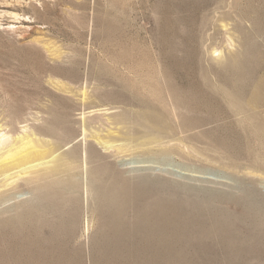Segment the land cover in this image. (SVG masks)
I'll use <instances>...</instances> for the list:
<instances>
[{"label":"rangeland","instance_id":"obj_1","mask_svg":"<svg viewBox=\"0 0 264 264\" xmlns=\"http://www.w3.org/2000/svg\"><path fill=\"white\" fill-rule=\"evenodd\" d=\"M0 135L93 140L89 201L0 196V264H264V0H0Z\"/></svg>","mask_w":264,"mask_h":264},{"label":"bare ground","instance_id":"obj_2","mask_svg":"<svg viewBox=\"0 0 264 264\" xmlns=\"http://www.w3.org/2000/svg\"><path fill=\"white\" fill-rule=\"evenodd\" d=\"M93 108V107H92ZM107 108V107H106ZM85 108L82 113V123H86L87 119L94 113L96 114L97 112H94L95 109H89L88 111ZM100 110V109H99ZM111 110V109H109ZM107 112H110V111ZM97 111V110H96ZM104 111V110H102ZM42 113V112H41ZM94 116V115H93ZM36 117V116H35ZM39 118V117H38ZM28 119V118H27ZM41 119V118H40ZM26 120V119H25ZM30 121V120H29ZM36 121V120H34ZM20 122V121H19ZM89 122V121H88ZM81 123V124H82ZM80 124V125H81ZM29 125V124H28ZM88 125V124H87ZM27 127V126H26ZM25 127V128H26ZM2 128V127H1ZM20 128V127H19ZM38 128V126L36 127ZM35 128V129H36ZM93 128V127H92ZM91 128V129H92ZM24 129V126H23ZM27 129V128H26ZM29 129V128H28ZM34 129V128H33ZM89 129V128H88ZM14 130V129H13ZM83 130H86L83 129ZM18 131V130H16ZM9 132V131H8ZM87 132V130H86ZM92 132V131H91ZM85 133V132H84ZM90 133V132H89ZM5 134V133H4ZM27 134V133H26ZM87 134V133H86ZM95 134V133H94ZM6 135V134H5ZM84 135V134H83ZM93 136V134H90ZM3 136V135H0ZM82 136V135H81ZM97 136V135H96ZM30 138V137H29ZM33 138V137H32ZM44 138V137H43ZM82 143L80 144L83 146V153H82V160L79 163H77L76 160H71L70 163L67 158V153L68 151H59L53 150L51 151L50 154H47L43 147L44 140L43 139H37L33 138L30 139L29 142H22L21 144L18 143L17 138L16 141L13 143H10L7 146V149L5 151H0V176H3V178L0 180V196L4 195V198L8 200H12L11 198L16 195V197H23L26 193H32L33 196H31V199L33 200L37 192H39L38 184L32 187V191H24L20 192L18 194L13 193L14 190L18 189L20 187V184L22 182H25L27 184H34L38 180L42 179L43 177H54L56 182H58V175L60 172L64 171L65 169H71V168H76V166H82L84 169L83 173V179H84V188L86 190V199L89 201L90 197L92 196L93 193V179L91 178L92 176L89 175L91 171H93L92 165L90 166L91 168H88V161L89 158L92 157L89 154V147L91 146V143H93V140L87 139V136L82 137ZM2 139V138H1ZM4 139V138H3ZM24 139V138H23ZM92 139V138H91ZM96 140H98L96 138ZM100 140V139H99ZM46 141V140H45ZM154 141V140H153ZM157 142V141H156ZM4 143L5 140H4ZM3 143V144H4ZM46 143V142H45ZM99 143V142H98ZM105 143V142H104ZM133 143V142H132ZM140 143V141H139ZM124 144V143H123ZM135 144V143H134ZM151 144V143H150ZM153 144V142H152ZM160 144V143H159ZM55 145V144H54ZM93 145V144H92ZM101 145V144H100ZM115 145V144H114ZM47 146V145H45ZM51 146V145H50ZM103 146V145H102ZM112 146V145H111ZM117 146V145H116ZM119 146V145H118ZM124 146V145H123ZM127 146V145H125ZM39 147V148H38ZM55 147V146H54ZM104 147V146H103ZM121 147V146H119ZM129 147V145H128ZM139 147V145H138ZM6 148V147H5ZM67 148V147H66ZM106 149L110 148L109 144L105 146ZM115 147L114 149H116ZM122 148V147H121ZM119 148V149H121ZM80 149V148H79ZM111 149V148H110ZM69 150V149H68ZM109 150V149H108ZM118 150V148H117ZM75 151V150H73ZM111 152V151H110ZM114 152V151H113ZM117 152V151H116ZM77 152L75 151V154ZM81 155V154H80ZM111 155V154H110ZM81 158V157H80ZM69 159V158H68ZM9 160V161H7ZM79 168V167H78ZM74 176V175H73ZM91 176V177H90ZM53 178V181H54ZM75 178V177H74ZM74 181V180H73ZM52 182V181H51ZM55 182V183H56ZM125 182V181H124ZM123 183V182H122ZM129 183V182H128ZM127 183V186H129ZM70 184V183H69ZM60 185V184H59ZM121 185V184H120ZM47 186V184L45 185ZM56 186V185H55ZM124 186V185H123ZM79 187V186H78ZM112 189V187H109V189ZM50 189V188H49ZM54 189V188H53ZM107 189V188H106ZM115 189V188H114ZM73 190V189H72ZM117 190V189H116ZM128 189H123L118 193L119 197L125 199L126 196L128 195L127 192ZM131 190V189H130ZM54 191V190H53ZM110 191V190H108ZM9 192H12L11 195ZM44 192V191H43ZM52 191H49V193ZM104 192V191H103ZM112 192V191H111ZM116 192V191H115ZM9 194L10 196L6 195ZM56 193V192H55ZM113 193V192H112ZM111 193V194H112ZM57 194V193H56ZM107 194V193H106ZM47 195V194H46ZM113 195V194H112ZM111 195V196H112ZM116 197V194H114ZM113 195V197H114ZM27 196H25L26 198ZM30 197V196H29ZM28 197V199H29ZM43 198V197H42ZM92 198V197H91ZM37 199V198H36ZM35 199V200H36ZM30 200V202L32 201ZM34 200V201H35ZM3 201V200H2ZM125 201V200H123ZM26 202V201H25ZM33 203V202H32ZM31 204V203H30ZM34 204V203H33ZM124 204V203H123ZM1 205V204H0ZM122 205V204H121ZM17 206V205H16ZM124 206V205H123ZM8 210V209H7Z\"/></svg>","mask_w":264,"mask_h":264}]
</instances>
